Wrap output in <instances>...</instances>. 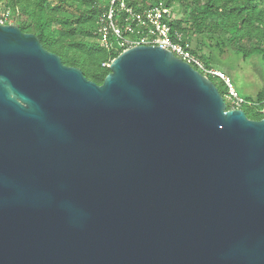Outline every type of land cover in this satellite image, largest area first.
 <instances>
[{
	"label": "water",
	"instance_id": "obj_1",
	"mask_svg": "<svg viewBox=\"0 0 264 264\" xmlns=\"http://www.w3.org/2000/svg\"><path fill=\"white\" fill-rule=\"evenodd\" d=\"M109 68L0 23V264H264V119L163 47Z\"/></svg>",
	"mask_w": 264,
	"mask_h": 264
},
{
	"label": "trees",
	"instance_id": "obj_2",
	"mask_svg": "<svg viewBox=\"0 0 264 264\" xmlns=\"http://www.w3.org/2000/svg\"><path fill=\"white\" fill-rule=\"evenodd\" d=\"M165 1L169 7L177 5L182 11L180 16L173 12V28L184 34L198 58L202 59L204 47H214L221 53L235 48L244 59L254 57L264 63V0ZM2 2L4 7L0 5V14L4 9L10 10L12 21L23 32L35 34L46 50L60 56L65 65L82 69L84 75L98 85L111 73L108 64L122 53L121 49H103L98 42V27L109 0H0ZM126 3L142 11L151 1L126 0ZM194 42L196 47L192 48ZM212 81L225 98L228 110L235 109L234 104L227 101L226 82L220 78ZM249 105L245 102L241 108L247 117L263 120L264 88L258 93L256 103Z\"/></svg>",
	"mask_w": 264,
	"mask_h": 264
},
{
	"label": "built area",
	"instance_id": "obj_3",
	"mask_svg": "<svg viewBox=\"0 0 264 264\" xmlns=\"http://www.w3.org/2000/svg\"><path fill=\"white\" fill-rule=\"evenodd\" d=\"M142 11L127 5L126 0H109L108 8L98 27V42L106 50L122 52L140 45L158 46L171 51L208 78H220L229 88L228 97L235 109H241L244 99L237 94L230 78L222 71L207 67L191 51V45L182 32L173 28L174 13L165 0H150ZM11 11L4 9L0 23L8 25ZM11 24V23H10ZM111 63L108 64L110 67Z\"/></svg>",
	"mask_w": 264,
	"mask_h": 264
},
{
	"label": "rangeland",
	"instance_id": "obj_4",
	"mask_svg": "<svg viewBox=\"0 0 264 264\" xmlns=\"http://www.w3.org/2000/svg\"><path fill=\"white\" fill-rule=\"evenodd\" d=\"M0 5L4 7L3 2ZM172 9L177 16L181 15L182 11L177 5ZM12 20L10 23L18 26ZM193 47H196L195 42L192 44ZM235 51V48L233 50L225 49L221 53L214 47H204L201 52V60L206 65L208 64L227 75L239 97L245 100L246 105L250 104L249 106H251L256 103L258 93L264 88V63L259 58L244 59ZM210 78L214 80V78ZM227 101L233 103L229 97H227Z\"/></svg>",
	"mask_w": 264,
	"mask_h": 264
}]
</instances>
